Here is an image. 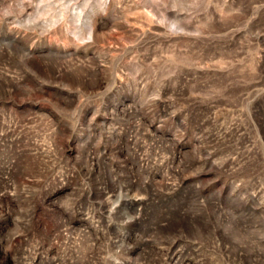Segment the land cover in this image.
Listing matches in <instances>:
<instances>
[{
	"label": "rangeland",
	"instance_id": "rangeland-1",
	"mask_svg": "<svg viewBox=\"0 0 264 264\" xmlns=\"http://www.w3.org/2000/svg\"><path fill=\"white\" fill-rule=\"evenodd\" d=\"M0 264H264V0H0Z\"/></svg>",
	"mask_w": 264,
	"mask_h": 264
}]
</instances>
